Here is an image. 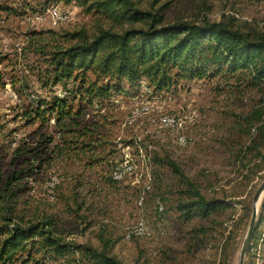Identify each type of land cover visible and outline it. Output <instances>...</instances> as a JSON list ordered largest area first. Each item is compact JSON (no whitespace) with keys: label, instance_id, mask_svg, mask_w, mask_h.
<instances>
[{"label":"rangeland","instance_id":"obj_1","mask_svg":"<svg viewBox=\"0 0 264 264\" xmlns=\"http://www.w3.org/2000/svg\"><path fill=\"white\" fill-rule=\"evenodd\" d=\"M3 1L17 7L20 14L0 13V71L5 82L0 86V188L10 180L4 195L15 218L24 223L52 220L67 240L97 250L104 249L105 243L106 252L122 264H239L251 215L245 208L251 207L264 180V165L256 156L257 152L264 154L259 124L243 132L245 119L260 106L261 94L206 81L181 83L171 94H153L143 84L128 96L112 95L101 110L94 106L76 117L72 130H82L88 136L77 139L80 143L73 147L90 144V151L69 150L62 138L74 140L77 135L60 132L54 118L29 123L21 115L24 102L48 94L38 82L37 57L23 54L22 49L28 46L32 32L84 30L91 36L99 26L111 25L85 15L74 4ZM136 1L142 10H157L167 4L162 12L164 23L207 19L237 30H264V0ZM53 8L68 14V20L53 25L48 15ZM10 78L18 81L16 90L21 82L28 85L21 98L11 88ZM65 91L59 87L54 94L66 96ZM166 115L175 116L182 130L161 126L160 118ZM179 136L185 138L184 145L177 142ZM238 152L248 167L237 163ZM164 157L173 160L205 198L229 202L231 208L183 223L176 205L184 200L180 194L184 187L153 160ZM125 161L132 170L120 179L112 178L117 168L124 169ZM139 218L149 235L126 239ZM191 228L208 230V237L191 242ZM228 233L227 258L223 259L220 249ZM261 238L264 222L252 245ZM261 246L258 264H264V242ZM255 258L246 253L244 264H256Z\"/></svg>","mask_w":264,"mask_h":264},{"label":"trees","instance_id":"obj_2","mask_svg":"<svg viewBox=\"0 0 264 264\" xmlns=\"http://www.w3.org/2000/svg\"><path fill=\"white\" fill-rule=\"evenodd\" d=\"M158 1L154 0V4ZM59 2L74 4L85 15L108 22L111 28L99 26L91 36L84 30L65 34L53 30L30 33L29 44L22 51L37 57L38 82L48 94L43 98L33 96L34 102H24L21 115L29 123L54 118L60 132L77 135L74 140L62 138V143L69 150L83 153L90 151V144L82 143L80 148L73 145H78L77 139L88 133L72 130V125L88 108L97 106L101 110L112 95L128 96L143 84L153 94H171L181 83L206 81L261 94L260 106L245 119L243 132L259 124V137L264 141V30H237L207 19L199 23L185 20L164 23L162 12L167 4L157 10H142L136 0H44V5ZM0 13L20 15L19 9L6 1L0 2ZM3 80L0 71V86L5 83ZM16 82L10 78L9 84L21 98L29 87L21 82L16 90ZM59 87L66 90V96L54 94ZM1 129L0 125V133ZM240 154H236L235 160L244 165ZM256 156L264 165V154L257 152ZM153 160L168 169L184 187L180 192L184 200L176 205L183 223L195 218L204 220L231 208L229 202L205 198L197 184L186 178L173 160L168 157ZM261 167L258 166V172L264 166ZM9 184L7 179L0 188V264H122L106 252L105 243L104 249L97 250L91 245L67 240L58 233L52 220L26 223L17 220L8 196L4 195ZM245 211L250 212L251 207ZM262 222L264 196L249 244L258 237ZM208 234L204 228L188 231L191 242L203 241ZM230 237L228 233L225 246L220 249L223 259L227 258Z\"/></svg>","mask_w":264,"mask_h":264},{"label":"built area","instance_id":"obj_3","mask_svg":"<svg viewBox=\"0 0 264 264\" xmlns=\"http://www.w3.org/2000/svg\"><path fill=\"white\" fill-rule=\"evenodd\" d=\"M48 15L50 17V19L52 20L53 25H56L57 23H61V22H65L68 20V14L65 13H60L58 12V10L56 8L53 9H49L48 10ZM65 95V93H64ZM13 98L16 99V97L13 95ZM160 125L165 127V128H172L176 131H181L182 130V123L175 117V116H163L160 118ZM177 142L179 143V145H184L186 143L185 138L183 136H179L177 138ZM128 161H125L124 165V169L123 170H119L118 168L112 173V178L114 179H120L123 177V175L126 172H130L132 170V166L128 164ZM159 211H162V207L159 206ZM148 230L146 228L145 222L142 218H139V220L136 222V224L132 227V229L130 231L127 232L126 234V239H130L131 236H148ZM263 235V234H262ZM261 235V236H262ZM264 239V238H263ZM263 239L261 238L255 245L257 247V250L255 248L254 245H252L253 243H250L248 246V253L247 254H251L253 253L254 255H256V264H258V262L261 260V257L259 256V252L261 250V245L264 242ZM261 262V261H260Z\"/></svg>","mask_w":264,"mask_h":264},{"label":"water","instance_id":"obj_4","mask_svg":"<svg viewBox=\"0 0 264 264\" xmlns=\"http://www.w3.org/2000/svg\"><path fill=\"white\" fill-rule=\"evenodd\" d=\"M264 194V180L261 183V185L256 190L251 203V215L249 220V225L247 228L246 235L244 237L241 249H240V255H239V264H244L245 256L247 253V249L249 246V242L251 239V236L254 231L255 223H256V215H257V207L263 197Z\"/></svg>","mask_w":264,"mask_h":264}]
</instances>
